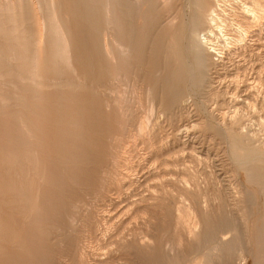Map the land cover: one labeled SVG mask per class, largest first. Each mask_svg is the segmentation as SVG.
<instances>
[{
  "label": "bare ground",
  "instance_id": "obj_1",
  "mask_svg": "<svg viewBox=\"0 0 264 264\" xmlns=\"http://www.w3.org/2000/svg\"><path fill=\"white\" fill-rule=\"evenodd\" d=\"M68 1L0 0V194L5 193L8 198L20 197L15 207L18 213L24 210L26 214L22 216L30 224L42 218H54L51 222L56 224L51 230L29 232L16 226L8 217L0 216V256L8 255L14 264H64L62 252L57 251L64 250V243L70 244L67 251L73 253L77 264H88L79 252L77 238H73L71 231H62L66 229L63 223L74 222L73 215L78 208L71 194L63 195L68 190L63 181L73 175V165L80 166L92 159L101 164L88 172L81 168L82 177L76 183L82 185V179L87 184L98 181L102 185L98 196L102 199V210L110 213L107 209L114 206V201L107 195L115 190L114 194L119 198L124 195L126 186L125 140L117 136L130 135L129 128H134L137 134H148L144 144L151 149L157 148L156 155L162 156L164 150L156 132L170 127L184 114L187 110L185 97L189 93L203 95L210 91L220 70V59L214 57H220L223 48L230 49L235 42H240L227 31L224 13L228 0H186L190 5L186 27L185 23L177 27L176 19L167 16L147 19L143 8L146 0H131L142 26L120 25L112 8L114 0H92L97 3L92 20L87 19L84 11L78 10L77 4ZM257 1L253 0L254 7L243 8L244 14L253 21L263 17ZM160 2L165 6L170 0H152L151 5L154 7ZM237 28L242 27L237 25ZM86 37L90 38L93 55L99 57L98 69L104 72V78L90 82L87 72L94 64L89 60L91 52L82 43ZM182 38L190 47L193 63L185 61L182 51L177 48ZM131 68L140 81L139 86L132 88V93L139 92L140 98L148 101L146 107L140 99L137 102L143 107V115L134 126L131 125L132 115H126L122 108L124 98L118 96L117 91L112 97L111 81L112 70L128 72ZM67 71L72 78L65 76ZM67 101L74 105L64 106ZM60 105L66 108L63 117L58 118V124L63 126L55 133L50 130V114L56 113ZM77 112L83 122L86 112L97 117L92 127L98 128L104 137L97 150L81 142L86 135L75 136L64 128ZM162 115L165 118L159 121ZM213 121L206 117L199 126L228 143L226 154L235 168L232 175L238 184L242 180L247 186L239 184L241 189L236 191L222 188V192L215 194L213 182L205 178L204 206L198 202L195 192L199 190L195 186V192L190 193L195 198L196 216L182 228V216L177 215L178 211L175 214L174 210L160 204V210L152 212L150 209L155 204H151L150 209L144 211L147 218L143 227L131 230L127 239L119 236L115 242L117 249L125 255L124 264H247L250 258L253 262L264 258V168L256 162L257 157L264 155V143L259 140L261 144H255V137L248 127L239 124V120L216 124L215 128L211 125ZM72 124L69 123L70 128ZM44 148L57 149L53 154L56 160L52 161L57 162L56 170H47L45 165L51 163V157L40 154ZM238 150L246 151V156ZM27 162L34 170L35 179L31 182L28 200H22L25 173L13 165L21 166ZM57 178L61 180L57 182ZM53 182L57 186L55 191L48 187ZM152 196L150 201L161 197L160 194ZM146 201L145 197L137 200L138 204ZM253 205L259 206L260 211L251 213L249 209ZM109 218L111 215L103 217L102 221L107 224ZM178 231L183 236L176 234ZM165 236L170 240L163 248Z\"/></svg>",
  "mask_w": 264,
  "mask_h": 264
},
{
  "label": "rangeland",
  "instance_id": "obj_2",
  "mask_svg": "<svg viewBox=\"0 0 264 264\" xmlns=\"http://www.w3.org/2000/svg\"><path fill=\"white\" fill-rule=\"evenodd\" d=\"M151 1L152 0H146L143 6L147 19L151 17L160 19L167 16L171 17V20L176 19L174 23L177 27H180L182 23H185L186 27V18L190 13L188 12L190 10V5L186 0H170L165 6L160 2L156 3L154 7L151 5ZM68 2L77 4L79 6L78 10H82L88 15L87 19H93L94 10L97 9V3L94 4L92 0H69ZM228 2L231 6L228 3L227 10H225L224 13V16H226L225 19L228 22L227 31L230 37L232 36L233 38L235 36L233 39L237 41L240 40V42H235V45H232L234 48H232V46L230 49L223 48L222 57L220 56L221 58L214 57V59H220V70L218 78L212 82L210 91L203 95L189 93L185 97V100H187V110L184 114L181 117L179 116L170 127L166 126L156 132L160 139V147L164 150V154L162 156L156 155L155 149L157 148L151 149L144 144L148 134H137L134 128H129L130 135L133 136V138H130L128 133L117 136H122L125 140V161L123 162V166L125 167L126 186L125 192L122 193L124 195H119V198L114 194L116 191H111L112 187H110L109 190L111 193L107 196L114 201V206L111 209L107 207L110 213H105L102 210V199L98 198V196L101 195L102 185L98 181H91L88 183L90 186L87 184V181L83 179L82 185L76 183L78 182V178L82 177V173L80 172L81 168H83V170L87 169V172L92 168H98L101 164L97 161L92 159L87 161V163L83 162L84 164L80 166L79 164H74L71 170H74L75 173L72 172L73 175L63 181L69 190H63L65 191H62L63 195L66 196L71 194L75 202H77L79 210L77 208L73 215V223H63L66 229L62 231H71L73 238H77L79 252L82 256L86 257L88 264H124L125 255L117 249L115 242L119 236H123L124 239H127L131 230L137 231L143 227L147 218V215H144V211L149 210L151 204H155V207L150 209L152 212L155 211L157 213L160 210V204L168 206V209L174 210L175 214H177L178 211L179 214L177 215L182 216L180 222V228H182V226L185 227L190 224L196 216V209L193 205L195 198L191 194L192 191L195 192V186H197L199 190V192H195V195L198 197V202L201 204V207L204 206L203 198L205 191H207L205 190V178L213 182L212 189L215 194L222 192V188H229L232 191H236L241 189L239 184H244L242 180V182L240 181L238 184V181L235 180L232 175L235 168L231 165L226 154L229 147L228 143L224 141L221 136H216L209 129H201L199 126L206 117L214 119V123L211 124L214 128L217 127L216 124L223 125L232 120H239V124L248 127L247 129L255 137V144H261V141L264 143V0L257 1L259 12L263 16L257 21L251 20L243 12L244 7H254L255 3L253 0H228ZM112 8L114 16L117 18L120 25L131 24L136 26L141 24L142 26V21L135 10V3L131 0L127 2H125V0H114L112 2ZM125 9L128 11L125 12ZM87 21L88 20H86L85 23L87 28L90 29L89 22ZM237 25H240L242 30L237 28ZM243 34L246 37L243 36ZM151 35H153V32H151ZM184 39L185 38H182V40L180 39L177 48L182 51L185 61L193 63L194 60L191 56L190 47H188V44L186 45L187 41ZM82 43L84 48L88 52H91L89 60L94 64L90 63L94 67H90L88 70L87 81L90 82L92 80L104 78V72L100 71L97 67L99 57L92 53L90 38L88 39V37H86ZM65 76H68V78L73 77L68 71ZM94 76L95 78H93ZM111 77L113 86L112 97H115L116 93H119L118 96L124 98L122 108L124 107L126 115H132L133 122H131V125L134 126L143 115V107L137 102L140 99L142 106L144 105L146 107V105H148L146 99L143 100L140 98L139 92L132 93V90H134L132 88L136 85L139 86L140 81L135 77L133 68L128 72L120 69L112 70ZM89 93L92 95L94 94L92 91H89ZM223 98L225 101H222ZM63 105L69 107L74 105V102L67 101ZM64 106H58L56 113L50 114V130L55 133L58 130L61 131V127L63 126L62 123L58 124V122H60L58 118L60 119L63 117L64 110L66 109ZM62 107L64 109H60ZM88 112L85 114L84 122L83 119L79 118L80 112H77L69 120V123H73L71 128L69 123L64 124V128L71 130L75 136L86 135L87 137L83 138L81 142L90 149L97 150L104 141V137L102 133L97 130L98 128L92 127L93 121L95 118L97 119V117ZM47 115L44 117L47 118ZM64 118H66V116ZM164 118L165 117L162 115L159 116L158 119L162 121ZM184 129L187 131L183 132ZM95 131L99 133L97 134ZM256 133H258V135ZM54 137L59 138L58 135ZM259 140L261 141L259 142ZM40 151V154L44 157L52 158H50L51 163L45 165L47 170H56L57 162L52 161L56 160L53 154H55L57 149L51 150L50 148H44ZM238 153L243 156L247 154L246 151L241 150H238ZM256 160V162L264 168V155L257 157ZM13 166L16 170L21 168L25 173L24 183L22 184L24 195L21 199L28 200L31 191V182L35 179L34 170L28 162L21 166ZM41 167L42 165L38 166L39 169ZM237 167L241 168L240 166ZM239 172L241 171L239 170ZM13 179L18 183L15 176ZM56 180L58 182L61 178H57ZM48 187L52 191L57 189L54 182L53 185L48 184ZM106 189H108V187H106ZM152 194H160L161 197H158L154 201L151 200V202L150 198L152 199ZM140 197H145L147 201L138 204L139 201L137 202V200ZM17 199H20V197L18 198L13 195L11 198H8L5 193L0 194L1 217H8L11 221L15 222L16 226L29 232L32 230H34V232L51 230L56 226V224L53 225L51 222L54 221V218L53 220L42 218L37 220L35 224H30L29 221L22 216V214H26L23 213L24 210L18 213L15 207ZM8 200H10V202ZM249 211L251 213L260 211V207L257 206L256 208L253 205ZM110 215L111 218H109L107 224L104 223L102 218H107ZM251 216L253 215L251 214ZM201 218L204 219L205 217ZM160 222L159 220L156 224L159 225ZM94 232L96 233L94 234ZM172 234L175 235V233ZM176 234L183 236L181 231L176 232ZM163 240L162 247L164 248L167 244V240H170V238L165 236ZM1 241L2 239H0V242ZM64 245V250H57L60 253L62 252V261L64 264H77L76 258L72 255L73 253L70 254L67 251L70 244L67 246V244L64 243ZM71 249L73 250V248ZM247 249L250 250L249 247H247ZM9 253L14 254L12 251H9ZM8 257V255L0 256V263L3 264L5 262V264H8L10 262L14 264ZM251 261L253 262V259L250 258V262ZM250 262L248 261L247 264H264V258L254 260L253 263ZM182 263L186 264V262Z\"/></svg>",
  "mask_w": 264,
  "mask_h": 264
}]
</instances>
